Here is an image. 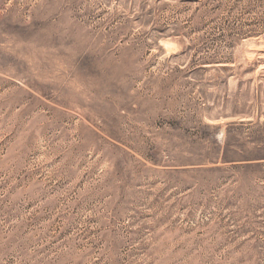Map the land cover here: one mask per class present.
<instances>
[{
  "label": "rangeland",
  "instance_id": "1",
  "mask_svg": "<svg viewBox=\"0 0 264 264\" xmlns=\"http://www.w3.org/2000/svg\"><path fill=\"white\" fill-rule=\"evenodd\" d=\"M0 264H264V0H0Z\"/></svg>",
  "mask_w": 264,
  "mask_h": 264
}]
</instances>
